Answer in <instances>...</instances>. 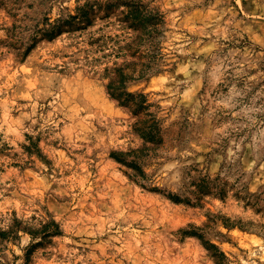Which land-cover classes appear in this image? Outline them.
Segmentation results:
<instances>
[{"label":"rangeland","instance_id":"rangeland-1","mask_svg":"<svg viewBox=\"0 0 264 264\" xmlns=\"http://www.w3.org/2000/svg\"><path fill=\"white\" fill-rule=\"evenodd\" d=\"M116 1L0 0V264H264V0H141L137 112L106 88L139 55Z\"/></svg>","mask_w":264,"mask_h":264},{"label":"trees","instance_id":"trees-1","mask_svg":"<svg viewBox=\"0 0 264 264\" xmlns=\"http://www.w3.org/2000/svg\"><path fill=\"white\" fill-rule=\"evenodd\" d=\"M95 5L98 8L97 3H86L77 6L75 14L69 15L68 19L64 20V24H67L69 27L75 25L84 27L89 25L94 17ZM113 7H121L118 21H120L123 28L125 27L132 31L129 37L130 40L124 44V47H126V49H134L130 55H134L135 52H139V55L134 60L124 61L113 68V75L109 78L106 88L109 95L120 104L127 105L131 102L133 111L137 112L144 107V95L139 94L141 100L132 102L133 94L126 90L125 83L128 80L148 77L159 71L158 61L161 53L157 36L161 33L162 27L165 24V16L159 9L150 7L141 0H117L114 3L105 4L104 17L109 15ZM56 31L59 32V29ZM56 31L51 32L49 36L52 37ZM146 43H149V45L142 50L141 46ZM119 48H121V46H119ZM140 57L144 60H137ZM133 169L137 172L139 171L137 168ZM59 232L58 223L54 219H50L42 223L40 231H35L34 233H41L42 238L45 239ZM204 242L207 247L216 248L213 243L209 241ZM215 256H217V258L219 257L218 263H220V257L223 256V253L218 251V255ZM27 258L28 254L26 256V259Z\"/></svg>","mask_w":264,"mask_h":264}]
</instances>
